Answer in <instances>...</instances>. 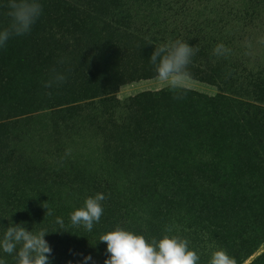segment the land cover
<instances>
[{
    "label": "rangeland",
    "instance_id": "374dc122",
    "mask_svg": "<svg viewBox=\"0 0 264 264\" xmlns=\"http://www.w3.org/2000/svg\"><path fill=\"white\" fill-rule=\"evenodd\" d=\"M147 1L79 0L84 13H78L64 0H39L42 12L31 31L0 48V240L11 222L33 233L46 229L50 264H104L110 254L98 239L119 227L149 243L165 235L187 239L197 264H209L218 249L235 264H264V118L173 97L164 109L129 107L128 97L168 89L156 76L100 87L109 64L119 61L99 37L108 44L114 27L152 33L161 17L192 19L171 0L172 9L154 20ZM6 5L0 0V27L9 22ZM252 30L245 27L251 36L233 44L247 59L264 48V35ZM189 45L202 50L196 41ZM148 47L118 43L134 62L150 60ZM202 51L209 57L210 48ZM54 67L66 81L45 88ZM244 76L227 72L222 90L189 78L187 89L264 106V87ZM157 117L164 125L154 124ZM96 193L106 196L100 221L91 231L74 226L70 214ZM0 264H16L15 253L0 248Z\"/></svg>",
    "mask_w": 264,
    "mask_h": 264
},
{
    "label": "trees",
    "instance_id": "16d2710c",
    "mask_svg": "<svg viewBox=\"0 0 264 264\" xmlns=\"http://www.w3.org/2000/svg\"><path fill=\"white\" fill-rule=\"evenodd\" d=\"M77 1L79 2V0H64V3L69 8V11L84 13L82 6L77 4ZM170 1L171 0L147 1L149 4L145 5V7H147L146 11L148 10V17H153V19L156 20L162 16L163 12H166V9L170 11L172 9ZM176 1H179L181 6H184L178 7L179 12L188 9L193 14L191 15L192 19L186 22L181 19L182 16H173V18L167 17L170 19L168 21L166 20L167 18L161 17L158 22L159 25L155 28V32L152 33L141 28H122L118 30L117 27L109 26V28L114 27L111 33L115 36V40L110 38L111 42L105 44V41L109 39L104 38V35L103 37H99L100 39L103 38L101 46L103 45L104 50L109 51L113 58L118 57L119 61L117 64H109V69L111 71L109 74H107L108 72L105 74L100 87L106 89L107 87L119 86L120 84L133 80L147 79L156 76L155 67L150 60L138 62L126 60L130 54L125 52V49L122 51L118 49L120 40L126 42L136 40L142 42L147 47L149 46L148 48H155L154 43L157 41L168 42L170 40L175 41L179 39L186 41L188 44L196 41L197 44H199V48L202 50L203 48H210L208 53L209 57L202 50H198L195 53L201 60H191V63L188 65L190 78L211 83L215 85L218 90H222L228 85L225 81L227 72L237 69L245 73L243 79L246 78L251 85L260 86L262 89V87H264V48L257 49L251 55L248 53L247 59L245 58L241 46L238 45L237 47H233V44H237L236 40H240L242 36L245 38L251 36H248L247 32L243 31L244 28L248 26L252 27L254 31L264 35V0H189V4L195 3V5H188L187 0ZM254 31L252 30L251 33H254ZM257 37L258 40H261V38L259 39L260 36ZM220 43L224 44L228 49H231L232 46L233 49L230 50L228 55L220 56V60H214L212 58L218 56L213 54V49ZM256 44H263V41H257ZM195 46L197 47L196 44ZM100 55L101 52H99L96 58H99ZM202 55L211 60L208 61L206 58H203ZM242 59L244 61L246 59L247 61L244 62ZM174 95L175 93L169 89H158L154 91L144 90L128 97L126 99V104L129 107L143 105L145 108L154 107L159 110L164 109L166 107V100L170 97L174 98ZM183 98L195 101L196 104L192 103L194 107L199 105L198 102H202L216 110L230 105L242 111L244 114L254 112L259 113L260 117L264 118V106L242 100L235 101L223 95L207 97L201 95L199 92L187 89ZM167 112L168 110L165 113ZM174 115L176 114L174 113ZM157 119L158 117L155 119L154 124L164 125L163 120ZM176 119L182 120L181 115Z\"/></svg>",
    "mask_w": 264,
    "mask_h": 264
},
{
    "label": "clouds",
    "instance_id": "9594fccd",
    "mask_svg": "<svg viewBox=\"0 0 264 264\" xmlns=\"http://www.w3.org/2000/svg\"><path fill=\"white\" fill-rule=\"evenodd\" d=\"M7 26L0 27V48L5 47L13 36H22L31 31L37 18L41 15L42 5L39 0H7ZM198 48L190 46L186 41L175 40L160 44L150 55V62L155 67L156 79L175 93L174 99H182L187 91L190 78L188 65ZM230 49L224 44H217L213 54L226 56ZM66 81V76L55 67L50 70V77L44 83L45 88L59 87ZM50 94V93H49ZM105 194L96 193L85 199L83 207L70 214L74 226H83L91 231L94 223H98L103 214L101 202ZM51 215V211L48 212ZM57 224L63 228L62 218L57 217ZM171 231V229H168ZM46 229L33 233L22 224H12L0 240V248L4 253L16 256V264H50L49 256L52 249L45 240ZM106 243L110 254L104 264H197L199 257L189 248L187 239L165 235L162 239L147 242L142 235L117 227L108 231L98 239ZM86 261L92 257L85 256ZM209 264H235L226 251L215 250Z\"/></svg>",
    "mask_w": 264,
    "mask_h": 264
}]
</instances>
